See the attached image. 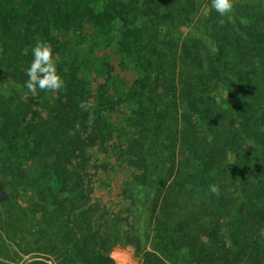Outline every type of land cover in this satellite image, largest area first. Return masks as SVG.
<instances>
[{"label": "trees", "instance_id": "16d2710c", "mask_svg": "<svg viewBox=\"0 0 264 264\" xmlns=\"http://www.w3.org/2000/svg\"><path fill=\"white\" fill-rule=\"evenodd\" d=\"M203 2L0 0V138L19 136L15 125L30 114L41 128L35 136L45 134L26 154L37 182L48 177L56 188L52 199L40 195L46 230L65 223L61 246L47 255L53 263L58 254L60 264H114L113 245L98 239L121 213L83 201L89 150L100 147L136 170L128 218L142 213L145 197L153 203L145 264H264V0H233L223 17L211 0L201 12ZM55 27L80 32L88 49L63 44L55 63L64 87L32 96L24 87L31 49L50 45ZM114 46L139 79L113 92L107 64V88L95 91L89 53ZM220 89L226 96L217 99ZM121 107L128 112L118 128L107 112Z\"/></svg>", "mask_w": 264, "mask_h": 264}, {"label": "rangeland", "instance_id": "374dc122", "mask_svg": "<svg viewBox=\"0 0 264 264\" xmlns=\"http://www.w3.org/2000/svg\"><path fill=\"white\" fill-rule=\"evenodd\" d=\"M209 1L204 0L200 7L201 12ZM186 30L183 28V31ZM49 38L54 58L60 56L59 50L63 44L73 50L85 48L87 51L88 49V42L82 38L80 32L67 30L63 27H55ZM122 49L120 46L106 49L95 47L89 53L95 57V63L85 68V71L92 77L95 91L107 88L105 80L101 77L107 64L110 68L106 71H109L111 75V85L108 88L113 92L129 89L139 79L137 72L131 68L132 65L126 62ZM82 52L79 53L82 54ZM225 96L224 89H220L214 95L217 99ZM127 112V108L121 107L117 111H108L107 113L114 126L121 128L127 119ZM31 116V114L23 115L21 124L15 125H19L22 129L19 136L11 138L9 142L0 138V177L10 197L9 205H7V201L0 204V251L2 252L0 264H31L32 261L45 257L49 264H60L58 254L55 263L52 260L53 256L47 255L57 253V247L61 246L57 234L65 223L56 222L52 230H46L45 224L49 222V215L45 211L46 206H43V202L40 200V195L43 193L52 199L56 188L49 182L48 177L37 182L36 164L30 154H26L29 148L43 145L47 141L43 138L44 133L35 136L41 128L38 126V120ZM89 153L93 167L91 176L82 179L83 201H85L87 209L92 205L100 204L106 209L110 208L112 211L121 213L119 223L113 224L111 228L105 230L104 234L99 236V242H104L107 246L113 245L108 251V258L114 264H145L143 246H148L151 241V237L149 239L147 237L151 225L149 211L151 204L153 205L150 197H145L146 201L140 205V211H142L140 215H138L139 212H136L134 218H128L129 211L133 209L128 195L136 170L119 164L112 157L110 150L92 147ZM139 192L141 193H137V195L147 194L145 191ZM57 196L63 201L67 199V196L70 197V195L59 192H57ZM148 199L151 203H148ZM148 204H150V208H148ZM51 206L54 207V204ZM7 223L12 225L15 230L3 229ZM95 227H98L97 220ZM147 250H151V248L147 247ZM32 257H39V259H31Z\"/></svg>", "mask_w": 264, "mask_h": 264}, {"label": "clouds", "instance_id": "9594fccd", "mask_svg": "<svg viewBox=\"0 0 264 264\" xmlns=\"http://www.w3.org/2000/svg\"><path fill=\"white\" fill-rule=\"evenodd\" d=\"M209 10H214L220 16L231 14L233 0H211ZM32 60L25 69L27 76L24 87L27 94L38 95L39 92H58L64 87V81L57 72L53 50L46 42H37L31 49ZM209 191L219 195L220 186L211 184Z\"/></svg>", "mask_w": 264, "mask_h": 264}, {"label": "water", "instance_id": "95a60500", "mask_svg": "<svg viewBox=\"0 0 264 264\" xmlns=\"http://www.w3.org/2000/svg\"><path fill=\"white\" fill-rule=\"evenodd\" d=\"M10 199L8 192L6 191L2 179L0 177V204Z\"/></svg>", "mask_w": 264, "mask_h": 264}]
</instances>
